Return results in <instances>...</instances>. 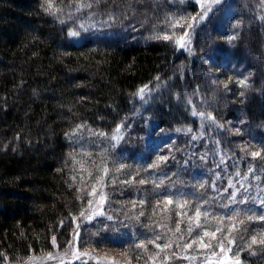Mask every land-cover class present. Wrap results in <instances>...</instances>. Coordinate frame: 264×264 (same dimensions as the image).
<instances>
[{
    "label": "trees",
    "instance_id": "16d2710c",
    "mask_svg": "<svg viewBox=\"0 0 264 264\" xmlns=\"http://www.w3.org/2000/svg\"><path fill=\"white\" fill-rule=\"evenodd\" d=\"M52 2L0 0V264L62 250L77 225L80 247L175 248L186 201L214 227L237 176L251 169L264 188V0H224L191 30V52L176 40L196 0ZM240 262L264 264V245Z\"/></svg>",
    "mask_w": 264,
    "mask_h": 264
},
{
    "label": "rangeland",
    "instance_id": "374dc122",
    "mask_svg": "<svg viewBox=\"0 0 264 264\" xmlns=\"http://www.w3.org/2000/svg\"><path fill=\"white\" fill-rule=\"evenodd\" d=\"M216 151L220 157L225 153L219 146H217ZM242 158H244V155L235 159L243 162ZM226 160L234 161L225 153L222 162ZM126 172L132 176H137L146 183L144 178L141 177L140 171L139 173H136V171L132 173L126 170ZM249 172V179L233 174L234 177L237 176L235 183L238 186L235 199L229 202L230 208L225 213L228 217L211 219L218 224L214 227L209 226V213L199 210L201 215L197 220L196 211L198 207L191 201L185 202L188 212L187 222L185 220L183 233L180 234L183 237L175 248L172 244V247L167 249L164 248L166 244L160 245L159 248L155 244L152 249L144 245V250L140 252L141 250L131 249L130 247H80L78 246L79 226L77 225L73 237L65 248L29 256L20 264H66L76 260L94 264H140L137 257L134 254L132 257L131 253L145 255L149 264H233V261L237 258L240 260L242 250L249 248L248 244L251 237L256 236L258 240L264 238V219H260V217H264V188L258 183V174L251 175V171ZM93 195L92 203L83 215L85 218L97 214L101 205V195ZM173 204L179 206L184 203L173 201ZM159 205L165 207L164 203H159ZM205 213L207 215H204ZM80 221L81 219L78 220L77 224ZM181 228L182 226L179 227V231H181ZM189 228H191V231H189ZM205 233H209V235L205 236ZM211 233H215V237ZM228 239H233L234 243L229 245ZM220 242L224 244L223 251L220 248ZM138 244L141 245V242ZM186 244L192 246L185 247ZM206 244L210 246L205 247ZM49 255H51V259L48 258ZM165 256L169 258L165 260Z\"/></svg>",
    "mask_w": 264,
    "mask_h": 264
},
{
    "label": "snow or ice",
    "instance_id": "6c2138e0",
    "mask_svg": "<svg viewBox=\"0 0 264 264\" xmlns=\"http://www.w3.org/2000/svg\"><path fill=\"white\" fill-rule=\"evenodd\" d=\"M98 2V0H97ZM196 2L199 4L201 11L194 17H192V23L188 24V29L189 31H185L183 36L179 37L176 40L177 46L179 48H187L189 50V52H191V36H192V32L191 30L200 24H204L206 22H208L210 20V18L212 17V15L214 14V12L217 10V7L221 4L224 3V0H196ZM45 3L47 5V7H45V11L46 12H50V13H54L57 9H55L52 0H45ZM181 3H183V0H181ZM79 7H91V4H80ZM111 19V17H110ZM181 23V21H177L176 24L172 25L173 27L178 26ZM239 27V22H237L236 24L233 25V28H237ZM69 35L71 36H76L77 33L76 32H70ZM160 38V37H157ZM164 39H172V37L169 36H164ZM235 36L230 37L229 39H235ZM247 77L245 79H242L240 81H238V83L242 86V87H247ZM148 91V85H144L142 88H140L137 92V95L140 96L141 98H143L145 92ZM241 95H243V93H241ZM199 115L204 116V113H199ZM207 119H213V117H211V115H208L206 117ZM120 125H117L116 131L119 132L120 130ZM115 138V137H114ZM261 155L259 152H251V156L253 158L257 157ZM168 158L165 156H159L157 158V160L150 165V167H159L160 164L164 163ZM251 171V169H249ZM106 171V170H105ZM140 183H144V181H140ZM93 193H95V189H93ZM101 203L103 202V200L100 201ZM90 204L92 203L91 201L89 202ZM99 214V213H98ZM82 216L84 215L83 213L81 214ZM201 215L199 209H197L196 211V218L198 220L199 216ZM204 215H207L206 213ZM89 219H91V217H88ZM249 219H251V217H249ZM260 219H264V217H260ZM177 231H179V225L177 226ZM189 231H191V228H189ZM78 235V234H77ZM209 235V233H205V236ZM211 235L213 237H215V233H211ZM157 239H160V237H157ZM53 242H55V238H53ZM151 243V242H150ZM195 243V242H193ZM232 243H234L233 239H228V244L231 245ZM256 244H261L264 245V238L262 239H257L256 236L251 237V241L248 244V247L251 248L253 245ZM191 244H186L185 247H191ZM205 247H209L210 245H204ZM138 247H144V245H138ZM157 247L159 248L160 245H157ZM172 245L171 244H166L164 245V248H171ZM220 248L223 251L224 250V244L223 242H220ZM163 251V249H161ZM81 255H87V254H81ZM49 259H51V255H49L48 257ZM78 258V257H77ZM169 257L165 256L164 259L167 260ZM187 258V257H185ZM6 259V258H5ZM233 264H241L239 258H237L235 261H233Z\"/></svg>",
    "mask_w": 264,
    "mask_h": 264
}]
</instances>
